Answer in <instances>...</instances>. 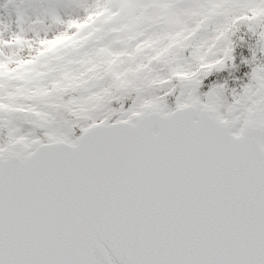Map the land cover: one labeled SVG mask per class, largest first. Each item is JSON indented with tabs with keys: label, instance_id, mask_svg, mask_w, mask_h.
Segmentation results:
<instances>
[{
	"label": "snow or ice",
	"instance_id": "obj_1",
	"mask_svg": "<svg viewBox=\"0 0 264 264\" xmlns=\"http://www.w3.org/2000/svg\"><path fill=\"white\" fill-rule=\"evenodd\" d=\"M0 264H264V0H0Z\"/></svg>",
	"mask_w": 264,
	"mask_h": 264
}]
</instances>
